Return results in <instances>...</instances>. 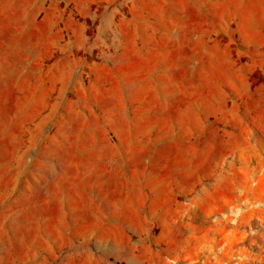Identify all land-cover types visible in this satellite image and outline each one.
Masks as SVG:
<instances>
[{
    "label": "rangeland",
    "instance_id": "1",
    "mask_svg": "<svg viewBox=\"0 0 264 264\" xmlns=\"http://www.w3.org/2000/svg\"><path fill=\"white\" fill-rule=\"evenodd\" d=\"M0 264H264V0H0Z\"/></svg>",
    "mask_w": 264,
    "mask_h": 264
}]
</instances>
